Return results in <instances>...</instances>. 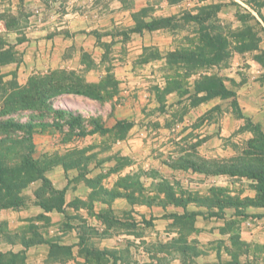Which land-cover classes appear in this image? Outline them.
Masks as SVG:
<instances>
[{
  "label": "crops",
  "instance_id": "1",
  "mask_svg": "<svg viewBox=\"0 0 264 264\" xmlns=\"http://www.w3.org/2000/svg\"><path fill=\"white\" fill-rule=\"evenodd\" d=\"M198 1L202 5L208 0ZM227 1H219L220 10ZM19 5L0 0L2 9L15 10ZM187 5L195 6L196 0H33L32 26L23 31V37L15 22L8 25L0 20V52L11 53L8 62L0 64V80L14 77L24 84L33 74L76 71L84 75L86 84L95 85L110 67L117 73L119 86L141 85L150 97L155 87H165V81L157 83L167 54L165 42L169 45L175 38L163 28L133 29L140 20L180 18L177 11ZM255 5L264 17V2ZM249 9L260 23L257 36L261 42L264 26ZM142 10L145 13L140 15ZM112 56L115 59L109 64ZM252 65L235 94L236 114H225L218 128L211 119L199 128L191 125L196 115L209 109V100L192 109L189 127L178 123L173 129H159L152 140L149 131L136 124L116 140L110 139L112 130L71 140H62V131L47 136H61L53 150L63 152L60 160L47 164L45 179L50 191H60L62 199L58 207L45 211L35 197L37 213L43 212L49 224L42 244L46 257L40 255L38 262L230 264L236 258L237 264H243L245 255L237 256L239 248L264 252V202L257 182L223 171L254 157L248 144L259 134L264 136V80L258 64ZM75 97L67 107L83 116H97L90 110L97 99ZM118 100L99 102L109 107V114L111 108L120 106ZM116 112L111 115L117 119ZM31 244L27 253L40 251ZM14 247L17 251L26 248ZM52 250L60 251L58 258L52 257ZM93 253L103 254L104 261L96 262L90 256ZM260 254L255 257L262 260L264 253Z\"/></svg>",
  "mask_w": 264,
  "mask_h": 264
},
{
  "label": "rangeland",
  "instance_id": "2",
  "mask_svg": "<svg viewBox=\"0 0 264 264\" xmlns=\"http://www.w3.org/2000/svg\"><path fill=\"white\" fill-rule=\"evenodd\" d=\"M32 1L33 0H8L10 4L18 2L20 4L19 8L15 10H12L10 7L5 9L0 8V20L5 21L8 25H11L13 22L19 25L22 37L24 36L23 31L32 26V23H30V17L33 15L34 10V8L31 7ZM219 1L222 0H208L207 4L200 5L197 4L199 1L196 0L195 6L190 7L187 5L185 8H181L180 11H177L179 12L178 17L180 16V18H176L169 26L163 28L164 33L168 34L170 37L172 36V39L173 37L175 38L173 41L171 40L169 45L168 40L165 42L164 50L167 54L179 50H196L202 43L203 45L207 44L205 39L208 36L217 35L224 40V48L222 49H224L225 52L223 51L224 53L222 54L218 52L216 59L219 60L215 64L211 63L212 65L209 64L206 66V64H198L195 66L185 64L183 60L173 62L167 58V54L165 55L163 65L160 69L162 70L161 78L159 77V82L157 83L160 84V82L165 81L164 88H166L167 80L171 78L177 80L182 79L183 84L181 89L176 93L170 92L168 94L158 95L157 91H163L164 88L155 87L153 91L152 89L150 90L152 92H150L151 95L149 97L147 95L148 90L141 85L138 86L134 84L131 87V85L126 84L121 87L116 77L117 73L114 71L112 72L110 67H108L106 69L107 72L102 75L98 83L100 86H105L106 89L104 88V90L99 91V94L104 101L117 97L119 99L118 103L120 104L116 109H114V107L111 108L109 114V107L99 102V100L98 103H92L90 109L91 113L97 116H83L79 111L70 109L66 105L68 104L67 102L71 99L76 100L75 96H80L73 94V97H66V95L56 97V95L51 98L52 111H46L44 105L42 106L40 103L38 105L40 108L38 112H33L32 110H18L14 115L7 116L2 114L10 110L9 107L4 106V104L7 103V97L10 94L17 93L18 90L22 88H26L29 83L38 81L41 77L48 76V74H33L26 79L24 84H19L18 80L14 77L6 81L0 80V121L12 118L13 121L22 126H25L29 122L33 124L36 122L41 123L40 125H33L34 133L32 138L33 141L35 140L37 143V148L34 149V153L30 156L32 164L35 165L37 169H33L26 164L24 165L26 161H23L25 154L23 144L18 143L13 145V141L17 142L22 140L24 136L23 131H25V129H23V131L12 132L9 137L11 140L9 150H6V147L0 146V156H6L3 158L7 159L6 165L9 166L10 169L15 170V172L20 170L21 175L19 178L24 180L20 181L19 186H11V192L14 194V197L12 196L13 198L10 199L9 202L12 203L14 199V202L17 203L14 206L0 208V264H40L41 262H38L40 261L38 260V258L40 259V255L43 258L46 257L45 246L42 244L45 243L46 236H48V218L43 212L37 213L38 210L33 203L35 197L36 199L40 198L42 201L57 200L59 196L58 192L60 191H56L58 194H54L50 191V187L41 179L45 178L47 164L52 162V159L55 161L60 160L59 153L63 152L60 148L53 150V147L58 145V140H60L61 136L58 135L59 137H54V139H49L47 136L59 134L58 130L55 128L61 129L62 140H71L78 134L77 128L73 130L69 129L67 123L64 121L68 120L65 115H55L54 112L64 113L66 110H70L74 113V116L78 114L82 118L81 125L85 131H89L92 128V124H90L92 119H97L99 125L102 126L104 130L113 131L111 135H109L111 140L123 138L125 131L130 128V126L128 128L127 125L132 124H136L139 128L145 127L149 131V136L152 140L158 134L159 129H173L178 123L183 124L185 128L189 127L188 117L190 112L193 108L200 107L201 103H205L200 102L201 99L204 98V93L195 91L198 89L199 84L204 81V78H218L222 80L224 86L228 88V90L236 94L238 86L246 81V75H250L249 69L253 67L252 64L255 62L259 65V67L257 65V68L262 71V79L264 80V36L261 35L263 38L260 42L257 36L260 30L254 20L255 17L249 9L250 7L254 8L256 6L255 4L258 5L259 0H229L221 10L218 5L220 4ZM261 2H264V0H261ZM246 5H248L249 8H246ZM215 8H217V10H215ZM2 10L4 12H2ZM193 11H196V13H193ZM13 12H15V14ZM191 12L202 18L210 13L211 17L200 23H192L184 20L183 16ZM175 14L177 15L176 12ZM260 43L262 49L259 48ZM172 48H174V51H167ZM248 48L249 50H243ZM111 51H114V49H111ZM207 54H209V51L204 50V55ZM84 58L86 60L90 59L87 54H84ZM112 59L114 60L115 57L112 56L109 58V64H112V62L110 63ZM141 60L142 58H139L136 61L139 62ZM243 70L245 71L243 72ZM189 71H191V74H189ZM62 74H70L72 77L69 79H71L72 84H76V80H84V75L76 71L63 72ZM188 74L190 76H188ZM53 75H55L53 76L54 78H59L57 73ZM121 83H123V80ZM152 93L154 94L152 95ZM149 98L152 99L151 106L148 105L150 104L148 102ZM231 99L232 98L217 96L210 99L211 102L208 100L210 103L207 104V108L209 109H207L206 113L203 115H196V118L192 117L193 121H191V125H195L199 128L203 126L205 120L208 121L211 119L214 128H218L220 120L225 114L232 113V111L235 113L231 104ZM92 107H94V109H92ZM114 110H117V119L113 116ZM102 116L106 118L105 121L104 119L102 121ZM190 116H192V114ZM183 117H186L187 120L185 121ZM118 118L121 119L118 120ZM119 122L121 125L117 124ZM104 138L106 139L107 137ZM48 144L49 148L47 147ZM28 242L32 243L31 245L36 244L40 251L36 252V250H32L30 253H27L28 247L30 246L26 244ZM15 244H21L26 248H21L20 251H17L18 249L14 247ZM237 251V256L240 255L241 252L245 255L243 264H260V262L264 264V255L262 260L255 257H260V253H264L262 250H260L261 252H259V250L254 252L253 249L239 248ZM59 255V250H52V257L58 258ZM234 257H236V254ZM237 262L238 259L234 258L230 261V264H237ZM42 264H46V262ZM240 264L242 263L240 262Z\"/></svg>",
  "mask_w": 264,
  "mask_h": 264
},
{
  "label": "trees",
  "instance_id": "3",
  "mask_svg": "<svg viewBox=\"0 0 264 264\" xmlns=\"http://www.w3.org/2000/svg\"><path fill=\"white\" fill-rule=\"evenodd\" d=\"M217 10V8H215ZM253 10L256 12L258 17L261 19L262 24L264 26V17L260 15L259 9L253 8ZM145 11L142 10L140 12V15H143ZM139 15V14H138ZM211 14H207L205 17H201L199 15H191L186 14L183 16V19L192 23H200L205 21L207 18H210ZM175 20L174 17H167L163 19L153 20L149 23H143V20L138 23V25L135 26L133 31L140 32L142 29H158V28H164L169 26L172 21ZM256 25L260 26V23L256 22ZM262 30L264 31V27H262ZM207 41V44L203 43L200 45V47L196 50H179L177 52H172L170 54H167V58L171 61H177V60H183L185 64H191L197 66L198 64H206L208 66L211 63L215 64L218 62L219 59L217 58V53L219 54L224 53V40L217 36H208L205 39V42ZM251 41V40H250ZM204 50H208L209 54L204 55ZM243 50H249L243 49ZM252 50V49H251ZM224 51V52H223ZM209 56V57H208ZM208 57V58H207ZM222 57V56H221ZM220 57V59H221ZM11 58L10 51H4L0 52V64L8 62V60ZM192 62V63H190ZM54 73L58 74L59 78H54ZM63 72H52L48 74V76L41 77L38 79V81L29 83L26 88H22L18 90L15 94H10L7 97V103L4 104V106H7L10 108L9 111H6L5 113H2L7 116H12L14 113H16L18 110H32L33 112L39 111L40 108L38 105L41 103L42 106L44 105L46 111H52V104L50 102V99L62 95H69V94H77L82 95L85 97H89L91 99H97V100H103L102 96L99 94V91L106 89L105 86H100L99 84H86L84 80H76V84H72L71 78L72 76L70 74L64 75ZM189 74H191V71H189ZM188 74V76H190ZM70 76V77H69ZM182 79L177 80L175 78H171L167 80L166 88H164L163 91H157L158 95H164L168 94L170 92H178L181 89L182 86ZM196 92H203L204 98L201 99L200 102H206L213 97H225V98H232L231 104L234 109H237V102L235 99V94L228 90L222 80L215 78V77H206L204 78V81L201 82L198 86V89L195 90ZM55 115H65V117L68 118V120H64L65 123H67L70 130H73L74 128L78 129L77 136H85L87 134H92L96 132H107L109 130H104L102 126L99 125V121L97 119H92L90 124H92V128L89 131H85L83 129V126L81 125L82 118L78 114L74 116L73 112L70 110H66L63 112H54ZM239 114V113H238ZM240 116V114H239ZM246 121H248L246 119ZM35 124H41L39 123H32L29 122L25 126H22L21 124L13 121L12 118H8L6 120L0 121V146L6 147V150H9L11 145L10 135L12 132L15 131H23L24 136L22 137V140L19 141H13V145L16 144H23L24 148V159L26 163L24 165H29L33 169L36 168L35 165L32 164L30 160V156L34 153L35 145L33 143V133H34V126ZM118 125H121V123H117ZM131 125H127L129 128ZM253 128V127H252ZM58 131H61L60 128H55ZM254 130H258V128H253ZM258 139L255 142H250L249 145V154L254 153V157L250 158L247 162L239 163V165H231L228 166L226 173L230 175H237L241 177H247L255 180L257 182L256 190L259 194V198L262 202H264V136L261 134L258 135ZM258 142V143H257ZM6 157V156H4ZM4 157L0 156V208H5L9 206H14L17 202H14V199L12 203L9 202L10 199H12L14 194L11 192V186H19L21 178L19 176L21 175V171L18 170V172H15V170H12L9 168V166L6 165L7 159H3ZM29 158V161H28ZM9 160V159H8ZM199 168V166H198ZM37 169V168H36ZM201 169V166H200ZM44 181L45 184H47V181L45 178L41 179ZM54 194H58L59 196L57 200H46L42 201L40 198H38V203L40 207L47 211L50 209L51 206L58 207L61 199L62 194L61 192L56 193V191H52ZM2 195V196H1ZM13 196V197H12ZM29 243V242H28ZM28 243H26L28 245ZM30 244V243H29ZM90 256L95 259L96 262L100 263L104 261V255L100 253H93L90 254Z\"/></svg>",
  "mask_w": 264,
  "mask_h": 264
}]
</instances>
